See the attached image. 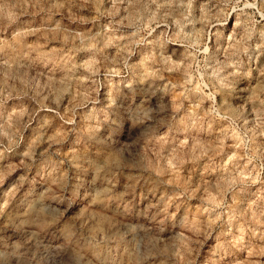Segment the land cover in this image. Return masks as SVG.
Here are the masks:
<instances>
[{
    "label": "clouds",
    "instance_id": "clouds-1",
    "mask_svg": "<svg viewBox=\"0 0 264 264\" xmlns=\"http://www.w3.org/2000/svg\"><path fill=\"white\" fill-rule=\"evenodd\" d=\"M0 264H264V0H0Z\"/></svg>",
    "mask_w": 264,
    "mask_h": 264
}]
</instances>
